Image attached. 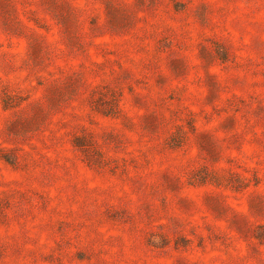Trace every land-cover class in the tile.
Returning a JSON list of instances; mask_svg holds the SVG:
<instances>
[{
  "label": "rangeland",
  "instance_id": "1",
  "mask_svg": "<svg viewBox=\"0 0 264 264\" xmlns=\"http://www.w3.org/2000/svg\"><path fill=\"white\" fill-rule=\"evenodd\" d=\"M0 264H264V0H0Z\"/></svg>",
  "mask_w": 264,
  "mask_h": 264
}]
</instances>
